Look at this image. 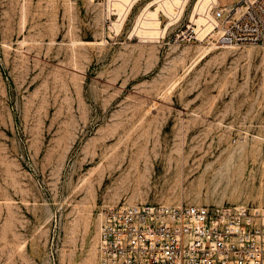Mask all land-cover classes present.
I'll list each match as a JSON object with an SVG mask.
<instances>
[{
	"label": "rangeland",
	"instance_id": "obj_1",
	"mask_svg": "<svg viewBox=\"0 0 264 264\" xmlns=\"http://www.w3.org/2000/svg\"><path fill=\"white\" fill-rule=\"evenodd\" d=\"M132 2L0 0V264H97L108 206L264 209V48Z\"/></svg>",
	"mask_w": 264,
	"mask_h": 264
},
{
	"label": "built area",
	"instance_id": "obj_2",
	"mask_svg": "<svg viewBox=\"0 0 264 264\" xmlns=\"http://www.w3.org/2000/svg\"><path fill=\"white\" fill-rule=\"evenodd\" d=\"M198 2L174 43L215 36L219 47L264 48V0ZM194 12L204 21L193 22ZM98 219L97 264H264V209L121 205L102 208Z\"/></svg>",
	"mask_w": 264,
	"mask_h": 264
},
{
	"label": "bare ground",
	"instance_id": "obj_3",
	"mask_svg": "<svg viewBox=\"0 0 264 264\" xmlns=\"http://www.w3.org/2000/svg\"><path fill=\"white\" fill-rule=\"evenodd\" d=\"M126 1H128V0H126ZM132 1L133 0H129L130 6L128 8H131V4H133ZM167 1L170 2V5L172 6V10H175V8L179 7L181 5V3H182V0H178V2H177V0H167ZM209 1H214V0H200L198 2L199 4L197 3V6H201L200 8H203V6H205L207 4V2H209ZM173 2H177V4H174ZM123 3H125V2H123ZM128 8L125 9V10H128ZM145 13H147L149 15V17L148 16H147V18L146 17H141L139 19V21H138V24H145V26L147 28L146 29L147 30L146 33L154 35L156 33V31L158 30V28H157L158 26L157 25L159 24V20H158L157 17H155V14H156L155 11H150V10H148V8H146L145 9ZM170 17L173 18V19L175 18V16H173V15H170ZM192 21L195 22L196 24H199V23H201L204 20H203V18L201 17L200 14L197 15L196 12H194V14L192 15Z\"/></svg>",
	"mask_w": 264,
	"mask_h": 264
}]
</instances>
